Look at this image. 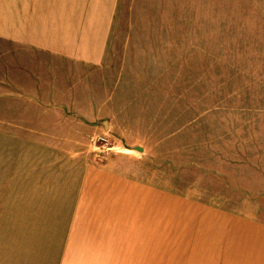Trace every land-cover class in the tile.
I'll return each instance as SVG.
<instances>
[{"label": "rangeland", "instance_id": "obj_1", "mask_svg": "<svg viewBox=\"0 0 264 264\" xmlns=\"http://www.w3.org/2000/svg\"><path fill=\"white\" fill-rule=\"evenodd\" d=\"M13 1L0 0V28ZM4 36L1 81L12 60ZM109 49L107 111L75 150L43 151L49 141L36 136L35 175L26 177V164L16 159L21 142L0 135L1 234L19 219L18 254L9 264L54 258L53 243L68 223L50 207L60 190L74 196L75 175L86 164L264 222V0H120ZM123 106L130 116L119 115ZM12 193L19 211L6 207ZM1 252L0 264H7Z\"/></svg>", "mask_w": 264, "mask_h": 264}, {"label": "crops", "instance_id": "obj_2", "mask_svg": "<svg viewBox=\"0 0 264 264\" xmlns=\"http://www.w3.org/2000/svg\"><path fill=\"white\" fill-rule=\"evenodd\" d=\"M11 3L0 28L12 45L8 79L0 78V135L21 142L16 159L26 164L23 175L28 177L35 175L36 136L49 141L43 151L62 153L98 130L107 111L102 81L110 68L120 0ZM122 113L130 116L126 108ZM103 126L109 130L108 123ZM68 135L72 141L63 138ZM78 170L74 196L60 190L50 207L64 214L68 226L53 243L54 258L45 264H264V222L106 165ZM15 197L12 193L6 207L12 208ZM3 198L0 193V214ZM22 210L29 229L33 200L27 198ZM9 225L4 236L0 231L7 264L18 254L19 219Z\"/></svg>", "mask_w": 264, "mask_h": 264}]
</instances>
